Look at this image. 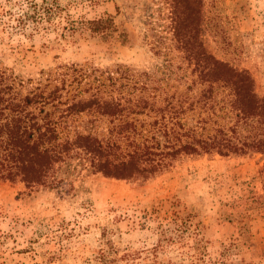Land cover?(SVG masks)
<instances>
[{
  "label": "rangeland",
  "instance_id": "rangeland-1",
  "mask_svg": "<svg viewBox=\"0 0 264 264\" xmlns=\"http://www.w3.org/2000/svg\"><path fill=\"white\" fill-rule=\"evenodd\" d=\"M204 54L264 95V0H0V70L22 94L60 87L45 105L55 117L94 95L231 124L228 86L200 75ZM109 120L63 124L105 133ZM0 264H264V153L182 155L122 179L73 150L43 184L0 177Z\"/></svg>",
  "mask_w": 264,
  "mask_h": 264
},
{
  "label": "trees",
  "instance_id": "trees-1",
  "mask_svg": "<svg viewBox=\"0 0 264 264\" xmlns=\"http://www.w3.org/2000/svg\"><path fill=\"white\" fill-rule=\"evenodd\" d=\"M100 23L92 21V28L99 29ZM196 57L197 66L206 69L200 71L202 79L228 86L233 123L218 122L211 114L188 122L186 107L170 101L157 105L94 95L74 98L55 117L45 105L59 98L60 87L22 94L14 78L0 70V177L43 184L53 165L73 150L87 156L93 172L122 179L148 178L182 155L264 153V95L254 90L250 74L211 55ZM84 111L110 118L106 132L75 130L70 135L63 117Z\"/></svg>",
  "mask_w": 264,
  "mask_h": 264
}]
</instances>
